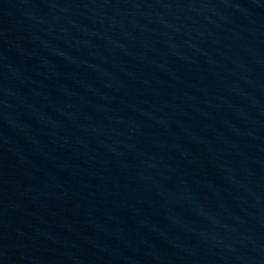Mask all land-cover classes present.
<instances>
[{"label": "water", "instance_id": "water-1", "mask_svg": "<svg viewBox=\"0 0 264 264\" xmlns=\"http://www.w3.org/2000/svg\"><path fill=\"white\" fill-rule=\"evenodd\" d=\"M0 192L70 264H264V0H0Z\"/></svg>", "mask_w": 264, "mask_h": 264}]
</instances>
